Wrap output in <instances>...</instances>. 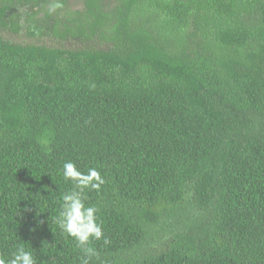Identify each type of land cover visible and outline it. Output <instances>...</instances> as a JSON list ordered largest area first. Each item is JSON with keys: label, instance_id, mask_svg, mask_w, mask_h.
<instances>
[{"label": "trees", "instance_id": "trees-1", "mask_svg": "<svg viewBox=\"0 0 264 264\" xmlns=\"http://www.w3.org/2000/svg\"><path fill=\"white\" fill-rule=\"evenodd\" d=\"M80 1L0 0V255L81 264L73 161L90 264H264V0Z\"/></svg>", "mask_w": 264, "mask_h": 264}, {"label": "clouds", "instance_id": "clouds-1", "mask_svg": "<svg viewBox=\"0 0 264 264\" xmlns=\"http://www.w3.org/2000/svg\"><path fill=\"white\" fill-rule=\"evenodd\" d=\"M60 6L59 3L54 4L53 10ZM61 173L63 179L70 181L74 187L62 195L60 211L55 222L83 251L81 264H90V258L96 255V250L90 246L91 241L103 239L106 245L109 241L104 237L102 224L98 220L99 209L87 203L85 191H99L105 184V179L97 168L91 167L85 172L73 161L64 162ZM0 264H37V259L33 251L20 245L10 258L0 255Z\"/></svg>", "mask_w": 264, "mask_h": 264}, {"label": "rangeland", "instance_id": "rangeland-1", "mask_svg": "<svg viewBox=\"0 0 264 264\" xmlns=\"http://www.w3.org/2000/svg\"><path fill=\"white\" fill-rule=\"evenodd\" d=\"M70 4H71V10H70L71 13L75 12L76 10H81L83 8V3L81 1L79 2V0H70ZM5 37H7V35Z\"/></svg>", "mask_w": 264, "mask_h": 264}]
</instances>
